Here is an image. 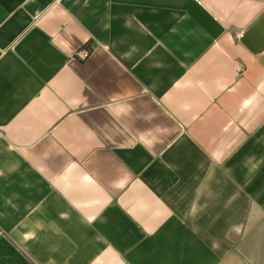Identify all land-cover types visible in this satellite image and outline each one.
Returning a JSON list of instances; mask_svg holds the SVG:
<instances>
[{
  "label": "crops",
  "instance_id": "0c3cea01",
  "mask_svg": "<svg viewBox=\"0 0 264 264\" xmlns=\"http://www.w3.org/2000/svg\"><path fill=\"white\" fill-rule=\"evenodd\" d=\"M0 264H264V0H0Z\"/></svg>",
  "mask_w": 264,
  "mask_h": 264
},
{
  "label": "built area",
  "instance_id": "2783aa9c",
  "mask_svg": "<svg viewBox=\"0 0 264 264\" xmlns=\"http://www.w3.org/2000/svg\"><path fill=\"white\" fill-rule=\"evenodd\" d=\"M239 36L242 37L243 34L240 33ZM90 53H91V48L89 47H84L78 52L81 58H87L90 55Z\"/></svg>",
  "mask_w": 264,
  "mask_h": 264
}]
</instances>
